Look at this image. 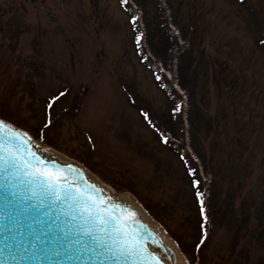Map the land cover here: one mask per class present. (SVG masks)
I'll return each mask as SVG.
<instances>
[{
    "label": "rangeland",
    "instance_id": "1",
    "mask_svg": "<svg viewBox=\"0 0 264 264\" xmlns=\"http://www.w3.org/2000/svg\"><path fill=\"white\" fill-rule=\"evenodd\" d=\"M261 40L264 0H0V114L131 192L193 264H264Z\"/></svg>",
    "mask_w": 264,
    "mask_h": 264
},
{
    "label": "snow or ice",
    "instance_id": "2",
    "mask_svg": "<svg viewBox=\"0 0 264 264\" xmlns=\"http://www.w3.org/2000/svg\"><path fill=\"white\" fill-rule=\"evenodd\" d=\"M127 2L122 0V3ZM137 21L138 17L134 16L133 23ZM143 35L141 32L137 36L138 47ZM258 42L264 45V40ZM66 92L67 89L52 97L49 108ZM174 111H180V107ZM143 114L152 123L149 113L145 111ZM47 123H52L51 118ZM156 130L168 143L169 137L159 128ZM40 139H43L42 135ZM181 156L183 158V153ZM196 171L189 169L193 185L198 188L201 181L195 178ZM0 188L5 189L0 196L3 201V210L0 211V264H39L42 256L50 264H63L51 259V255L59 256L61 253L66 261L79 260L76 253H91L88 259L94 260L95 264H166L165 259L149 247V240L165 251L168 250L166 245L156 239L150 230L136 227L140 223L136 212L129 211L125 215L117 211L119 206L113 203V197L90 182L83 169L62 166L55 160L47 161L34 150L32 135L3 118H0ZM196 195L201 216L207 223L204 193L198 190ZM29 201L38 202L41 208L47 201L48 211L43 213L45 217L53 214L57 220L61 214L65 217V226L60 230L62 236L54 238L58 247L54 254L45 256L36 247L35 241L43 243L40 236L31 242V248L28 246L30 239L25 238L20 221L29 218L24 213L30 212L31 206L22 207ZM55 208H59V213H53ZM34 223H44L49 229L57 227L45 220ZM206 238L205 230L197 248Z\"/></svg>",
    "mask_w": 264,
    "mask_h": 264
},
{
    "label": "water",
    "instance_id": "3",
    "mask_svg": "<svg viewBox=\"0 0 264 264\" xmlns=\"http://www.w3.org/2000/svg\"><path fill=\"white\" fill-rule=\"evenodd\" d=\"M34 150L37 152L38 155L45 157L46 160L49 162L55 160L58 164L62 166L71 165L74 168L83 169L85 175L87 176L90 182L96 184L98 188L104 189L108 196L113 197V203L119 206L117 211H122L125 213V215L129 211L136 212L137 217L140 221V223L136 225V227L150 230L152 233L155 234L156 239L160 240L163 244L166 245L168 249L167 251L159 247V245L152 244L151 240H149V247L153 251L157 252L163 259H165L166 264H189L187 259L179 249L177 243L168 236L166 231L152 219V217L129 193H111L109 188L104 183H102L97 177L92 175L85 167L80 165L78 162L73 159L67 158L64 155H61L50 147L40 145L35 140ZM4 192L5 189L0 188V196H2ZM29 206H31L32 210L28 213H24V216L29 218H22L20 221L21 224L24 226L23 234L25 235V238L30 239L28 245L29 248H31V242L35 241V237L40 236V239L41 241H43V243L35 241L36 247L40 249L45 256L56 253L58 251V247L55 243L54 238L57 236H62V232L60 230L63 229L65 226V217L61 214L60 218L57 220L55 214L50 215L48 217L43 216V213L48 211L47 201L45 202V206L42 208L39 206L38 202L29 201L22 204V207ZM37 208H39V211H36ZM2 210L3 201L0 200V211ZM52 211L53 213H59V208H55ZM38 220H45L48 223L57 225V227L49 229L44 223H34ZM29 227H31V231H29ZM145 234H147V232ZM76 255L80 257L79 260L66 261L63 253H61L59 256L51 255V259L59 260L63 262V264H95L94 260L88 259V257L91 256V253H76ZM169 256L171 257L170 260L168 259ZM39 264H50V261L44 259V257L42 256Z\"/></svg>",
    "mask_w": 264,
    "mask_h": 264
},
{
    "label": "trees",
    "instance_id": "4",
    "mask_svg": "<svg viewBox=\"0 0 264 264\" xmlns=\"http://www.w3.org/2000/svg\"><path fill=\"white\" fill-rule=\"evenodd\" d=\"M194 80H195V79H194ZM194 80L191 78L192 83H190V84L186 83L187 86H188L189 88H190V87L192 88V86L195 85ZM183 84H184V83H183ZM186 84H185V85H186Z\"/></svg>",
    "mask_w": 264,
    "mask_h": 264
}]
</instances>
